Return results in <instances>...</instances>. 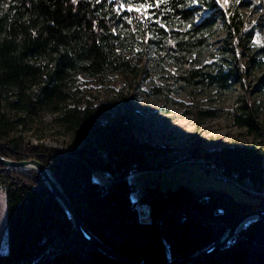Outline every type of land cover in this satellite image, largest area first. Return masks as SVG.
Returning a JSON list of instances; mask_svg holds the SVG:
<instances>
[{"label":"trees","instance_id":"trees-1","mask_svg":"<svg viewBox=\"0 0 264 264\" xmlns=\"http://www.w3.org/2000/svg\"><path fill=\"white\" fill-rule=\"evenodd\" d=\"M143 3L0 0V155L46 163L81 218L105 242L145 264H167L166 240L175 263L218 238L243 213L264 206V196L250 201L227 188L195 189L186 183L166 188L153 181L133 199L137 185L131 175L153 168L149 154L174 147L141 140L130 106L107 113L102 105L76 97L72 83L79 73L96 79L116 73L122 88L126 83L131 90L151 77L149 56L156 52L160 59L175 58L178 77L187 84L211 80L226 88L245 80L241 55L249 67L259 68L264 46L253 49L257 23L243 12L246 4L166 0L155 7L147 0L153 4L147 12L128 11ZM221 29V43L204 61V48ZM259 79L262 83L264 76ZM133 96L130 92L124 98L127 105ZM49 108L72 132L75 146L58 148L16 134V122L24 123L25 114L39 117ZM234 119L255 142L207 148L198 141L190 154L237 170L240 179L262 186L264 124L247 102ZM31 172L0 170L7 202V250L0 251V264H128L89 243L43 175ZM140 202L149 206L148 221L140 216ZM239 237L192 264H264V219L248 225Z\"/></svg>","mask_w":264,"mask_h":264},{"label":"rangeland","instance_id":"rangeland-1","mask_svg":"<svg viewBox=\"0 0 264 264\" xmlns=\"http://www.w3.org/2000/svg\"><path fill=\"white\" fill-rule=\"evenodd\" d=\"M229 1H235L240 5L246 4L243 12L257 23L253 49L264 46V0ZM224 34L225 32L221 29L214 40L204 48L202 55L204 61H210L211 49L221 43ZM155 53L151 52L149 56L151 77L131 90L126 83L122 88L121 76L116 73H107L102 79H96L86 72L79 73L72 83L76 97L81 96L95 105H102L107 113L124 112L130 106L135 121V131L141 140L174 147L172 151H166L163 154H149L147 163L153 168L131 175L132 181L137 185L132 194L133 199H137L140 190L153 181H158L166 188H175L180 183L191 184L190 186L195 189H202L205 186H222L221 188L231 190L237 198L250 201H257L260 196H264V184L259 186L249 179L240 178H238L239 182L235 178L225 182L220 179L222 170L217 168V171L207 166V161L193 159L190 154L192 147L198 141L207 148L235 142L256 141L244 128L235 123L234 118L247 102L257 108L258 118L264 124V80L259 83V77L264 76V51L259 55L261 59L259 68L249 67L246 58L241 55L242 63L247 70L245 80L243 82L238 80L236 84L226 88L211 80L190 84V86L184 79L178 77V64L173 56L160 59L155 57ZM247 88L251 92L246 93ZM130 92H133L134 96L131 104L127 105L124 98H127ZM76 103L73 101L72 105ZM18 116L16 114L15 118ZM24 118V123L16 122L15 132L22 133L27 140L34 143L44 142L63 149H69L77 144L72 132L60 123L58 112L52 108L46 109L39 117L25 114ZM2 167L3 165L0 169ZM224 169L226 170L225 167ZM29 171L26 174L33 173L31 169ZM234 171L239 175L237 170L227 172ZM212 180L215 181L211 182L212 186L205 185L206 181ZM199 182H204V187L194 185ZM138 207L142 220H150L148 204L140 202ZM241 231L236 234L231 243L241 238L239 237ZM166 246L170 249L172 262V249L167 240ZM5 250H7V202L5 191L0 186V251Z\"/></svg>","mask_w":264,"mask_h":264},{"label":"water","instance_id":"water-1","mask_svg":"<svg viewBox=\"0 0 264 264\" xmlns=\"http://www.w3.org/2000/svg\"><path fill=\"white\" fill-rule=\"evenodd\" d=\"M0 164L3 167L0 170L15 169L19 171L28 172L26 168H32L39 171L45 178L48 186L55 195V198L62 204L66 209L69 217L73 221L76 229L83 235V237L92 245L97 247L105 254L124 261L128 264H145L142 261L136 260L131 256L113 248L107 242H105L97 233L91 230L88 225L81 218L76 208L72 204V201L68 194L65 192L63 185L55 175L53 169L46 163L42 162L37 158L27 159H13L8 156L0 155ZM29 173V172H28ZM264 219V206L253 208L243 213L230 227H228L218 238L207 244L202 249L196 250L189 255L181 258L177 262H171L170 249L167 248L168 261L167 264H192L194 261L209 257L216 251L226 247L231 243L232 239L238 234L243 228L249 224L255 222L258 219ZM235 242V241H234Z\"/></svg>","mask_w":264,"mask_h":264},{"label":"built area","instance_id":"built-area-1","mask_svg":"<svg viewBox=\"0 0 264 264\" xmlns=\"http://www.w3.org/2000/svg\"><path fill=\"white\" fill-rule=\"evenodd\" d=\"M207 166H210L211 168H214L218 171V169L222 170L223 173H222V178H220L221 180L225 181V182H229L230 180H232L233 178H235V180H238L239 178V175L237 174V172H232V173H228L223 166L219 165L216 161L214 160H208L207 161ZM218 168V169H217ZM237 182V181H236ZM239 182V180H238ZM237 182V183H238ZM240 184V183H239Z\"/></svg>","mask_w":264,"mask_h":264},{"label":"snow or ice","instance_id":"snow-or-ice-1","mask_svg":"<svg viewBox=\"0 0 264 264\" xmlns=\"http://www.w3.org/2000/svg\"><path fill=\"white\" fill-rule=\"evenodd\" d=\"M166 0H153V3L155 5V7H159L161 3H165ZM227 2V0H225V3ZM153 7V4H148L147 0H145V3L141 4L140 8H128V11H137V12H147L149 8ZM146 18H151V17H146ZM129 23H131V20H129ZM157 23H160L159 20H157Z\"/></svg>","mask_w":264,"mask_h":264},{"label":"crops","instance_id":"crops-1","mask_svg":"<svg viewBox=\"0 0 264 264\" xmlns=\"http://www.w3.org/2000/svg\"><path fill=\"white\" fill-rule=\"evenodd\" d=\"M173 165V164H172ZM172 165L169 167L170 169L172 168ZM174 166V165H173ZM169 169V170H170ZM209 173V172H208ZM211 182H215L214 180H212V181H206L205 182V185H209V186H212V183ZM191 185V184H190ZM194 185H196V186H199V187H204L203 185H204V182H199V184H194ZM218 186V185H217ZM205 187H207V186H205ZM218 187H222V186H218ZM231 191V190H230Z\"/></svg>","mask_w":264,"mask_h":264},{"label":"bare ground","instance_id":"bare-ground-1","mask_svg":"<svg viewBox=\"0 0 264 264\" xmlns=\"http://www.w3.org/2000/svg\"><path fill=\"white\" fill-rule=\"evenodd\" d=\"M195 158H196V159H198V158H199V159H202L203 161H208V160H209L208 158H206V157H204V156H202V157H193V159H195ZM26 169L28 170V172H30L29 169H31V170H35V169H32V168H26ZM36 171H37V170H36Z\"/></svg>","mask_w":264,"mask_h":264}]
</instances>
